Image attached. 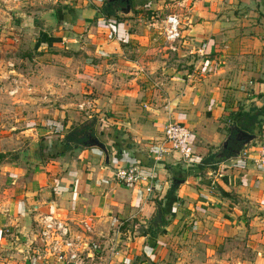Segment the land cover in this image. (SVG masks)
<instances>
[{"label": "crops", "instance_id": "1", "mask_svg": "<svg viewBox=\"0 0 264 264\" xmlns=\"http://www.w3.org/2000/svg\"><path fill=\"white\" fill-rule=\"evenodd\" d=\"M40 2L48 11L39 16H53L46 20L53 34L42 45L59 53L52 54L53 62H63L55 76L58 82L47 77L46 83L68 97L60 101V109L57 103L45 108L47 119L19 133L31 150L47 141L49 154L42 149L43 163L27 160L28 146L23 149L27 165L0 163V248L11 245L5 228L29 242L40 214L58 213L75 229L82 222L91 225L104 253L96 264H264V250L253 262L232 263L226 257L212 258V245L198 251L168 243L174 232L180 234L177 241L210 229L219 232L215 241L223 243L227 226L239 230L247 222L257 225L255 233L250 232L252 240L264 236V166L256 162L255 152L264 142V127L242 156L217 164L216 171L200 172L196 166L223 146L231 117L240 109H264V0H131L132 12L119 11L118 17L101 13L104 0ZM29 3L9 4L0 11L24 18ZM168 15L179 17L184 36L195 43L184 41L178 52L170 50L163 36ZM10 21L5 22L13 29ZM195 48H203L204 54H191ZM70 49L80 55H65ZM12 72L13 81H21L22 75ZM80 114L85 115L83 124L94 117L106 121L108 162L96 148L55 155ZM172 121L193 130L196 164L167 157L156 168L159 181L152 197L116 184V169L137 163L152 166V143L162 139ZM40 123L44 129L36 128ZM2 147L0 154H6ZM180 169L186 170L185 183L174 178ZM175 183L176 197L167 202ZM158 203L170 214L168 226L154 239L146 232L158 215ZM130 222L138 223L134 230L121 229ZM139 224L146 230L141 232ZM198 253L203 257L194 262Z\"/></svg>", "mask_w": 264, "mask_h": 264}, {"label": "rangeland", "instance_id": "2", "mask_svg": "<svg viewBox=\"0 0 264 264\" xmlns=\"http://www.w3.org/2000/svg\"><path fill=\"white\" fill-rule=\"evenodd\" d=\"M23 3H29L27 4L26 11H24L26 12L24 18H17L18 16L4 14L0 11V75H10V77L2 78L0 86V144L3 146L2 150L6 152V157L3 161L27 165L28 163L23 158L25 154L23 153V149L28 144L23 143L24 138L22 139L19 136L20 131L31 128L34 126L32 123L39 119H47L49 117L47 115L49 114L45 108L52 109L57 105L56 108L60 109V101L68 97V95L65 97L64 94L52 91L46 83L47 77L48 79L54 77L56 78L54 81L58 82V78L55 76L59 72L57 69H61L63 64L62 61L53 62L54 58L52 54L59 53L50 51L48 45H42V41H46V38H49L53 34L51 33L53 26L49 25L46 21L50 18L52 19L53 16L49 14L50 16L48 15L47 19L39 16L43 11H48L47 6L43 4L44 2L29 0ZM4 6L6 5L0 3V10H5ZM7 19L11 20L13 29L9 27V22H5ZM22 23L24 27L19 28ZM61 25L63 23H59L58 26ZM69 54L78 56L80 52L73 51L72 49L66 50L65 55ZM12 71L22 75L21 81H13L14 79L11 76L16 77V73ZM77 83L76 85H78ZM79 87L74 89H79ZM54 103L57 104L54 106ZM40 107L45 110L37 113L36 108ZM84 121L85 115L80 114L77 116V121L72 127L83 125L82 122ZM42 123L44 122L42 121ZM42 123L36 128L44 129ZM42 141H44L42 149L44 150V154L47 155L49 154L47 141L45 139ZM27 150L29 154L31 151L30 146L27 147ZM3 161H0V163ZM136 224L138 223L130 222L120 227L128 232L132 229L134 230L133 226ZM35 225L36 230L37 224ZM243 226L239 230H235L234 228L229 230V226H227L224 230L227 236L223 243L215 241L214 236L219 237V232L211 229L204 231L197 230V232L200 231L202 234H194L192 239L188 237L182 239L179 237L178 242L174 239L180 236V234L174 232L169 237L171 240L168 243L172 244L173 247L192 246L193 248H197L198 251L203 250L205 245H212L214 249L212 250L211 257L218 261H222L226 257L225 261H232V263H238L239 261L253 262L262 255H259V251L261 253L264 250V236L261 237L259 242L252 240L250 232L253 231L255 233L257 225L251 226L250 222H247ZM139 229L141 232L146 230L143 224H139ZM3 233L8 241L10 240L11 245L7 250L0 248V264H22L23 256L16 251V246L11 242V237H7V234ZM256 244L259 248L255 247ZM103 256L104 253H102ZM196 256V254H193L194 262H198L203 257L202 253H198L199 258L197 259ZM217 260L213 261L216 262Z\"/></svg>", "mask_w": 264, "mask_h": 264}, {"label": "built area", "instance_id": "3", "mask_svg": "<svg viewBox=\"0 0 264 264\" xmlns=\"http://www.w3.org/2000/svg\"><path fill=\"white\" fill-rule=\"evenodd\" d=\"M26 1L29 0H0V3L11 5ZM163 23V36L172 52H178L184 41L189 45L195 43L194 39L184 36V27L178 16L168 15ZM194 52L204 54V49L195 48L190 53L194 54ZM3 77L6 75H0V86ZM152 144L154 145L151 153L152 166L147 168L137 163L126 168H118L113 176L116 184L127 189H141L147 197H152L159 181L156 168L167 157L175 156L187 166L197 162L194 132L186 124L169 122L164 128L162 139ZM255 152L256 162L264 166V142ZM3 232L7 237H11L16 251L23 256V264H96L103 253V248L95 241L89 223L82 222L81 226L75 229L58 213L40 214L37 231L29 242L16 240L11 229L5 228Z\"/></svg>", "mask_w": 264, "mask_h": 264}, {"label": "trees", "instance_id": "4", "mask_svg": "<svg viewBox=\"0 0 264 264\" xmlns=\"http://www.w3.org/2000/svg\"><path fill=\"white\" fill-rule=\"evenodd\" d=\"M126 5V0H104L101 13L106 17H118L117 12L121 11V9L126 7ZM61 12L62 11L59 10L57 12V16L60 20H63L64 15H62ZM138 12L139 11L135 10L136 14ZM64 19L66 21L70 20V18L67 16ZM231 118L230 126L228 128V136L225 143L218 152H210L207 157L202 159L200 164L196 165L200 172H205L207 170L214 172L217 170V164L242 156V153L246 147L242 141L237 139L239 132H246L255 136L261 135L263 133V108L252 107L249 111H246L242 108L239 110L237 115H233ZM104 125H106L105 120L99 117H94L88 123L72 127L71 130L66 133L63 141L60 142L59 147H56L55 155H62L74 149H87L88 141H90L89 139L92 137H98L102 142H104V138L107 140V138L110 136V133L107 134ZM119 146L121 147V144ZM5 157L6 154H0V161H3ZM169 170L173 171L172 169ZM186 176V170L180 169L178 172L174 173V178L177 180H184L183 178H186ZM178 187L179 185L177 183L171 186L168 196L166 197L167 202H169V200H173L176 197ZM157 208L158 211H161L162 224L164 228L168 226L166 215H169L170 213L161 203L157 204ZM163 228L160 227L157 223V220L153 218L146 233L152 238L156 239L157 236L162 233ZM15 237L19 242H24L17 235Z\"/></svg>", "mask_w": 264, "mask_h": 264}, {"label": "water", "instance_id": "5", "mask_svg": "<svg viewBox=\"0 0 264 264\" xmlns=\"http://www.w3.org/2000/svg\"><path fill=\"white\" fill-rule=\"evenodd\" d=\"M126 7L121 9V13L123 15H128L132 12V6H131V0H126ZM256 136L255 135H251L249 133L246 132H239L237 139L239 141H242L244 143L245 147H249L251 145H253L254 141L256 140ZM90 141H88V148L89 149H99L101 151L104 152L105 157H106V162L109 161V154H108V149L106 147V145L98 138V137H92L89 139ZM27 160L29 162L32 163H43V154H42V148L41 145L39 143H37L32 150L29 153V156L27 158ZM177 180H173V182H176ZM179 183H185V180L179 181ZM156 219L158 220L160 227H163L162 221H161V211H158V215L156 217Z\"/></svg>", "mask_w": 264, "mask_h": 264}]
</instances>
